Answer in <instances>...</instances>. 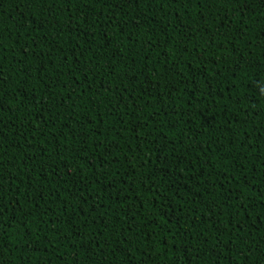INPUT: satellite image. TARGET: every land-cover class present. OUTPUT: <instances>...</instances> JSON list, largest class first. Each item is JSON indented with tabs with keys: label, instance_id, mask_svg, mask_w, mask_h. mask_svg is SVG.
Segmentation results:
<instances>
[{
	"label": "trees",
	"instance_id": "trees-1",
	"mask_svg": "<svg viewBox=\"0 0 264 264\" xmlns=\"http://www.w3.org/2000/svg\"><path fill=\"white\" fill-rule=\"evenodd\" d=\"M0 264H264V0H0Z\"/></svg>",
	"mask_w": 264,
	"mask_h": 264
}]
</instances>
